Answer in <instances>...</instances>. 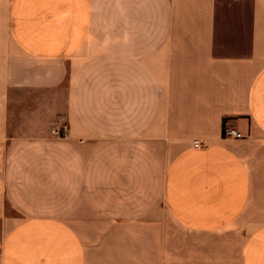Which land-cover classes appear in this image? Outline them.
Wrapping results in <instances>:
<instances>
[{"label": "crops", "instance_id": "0c3cea01", "mask_svg": "<svg viewBox=\"0 0 264 264\" xmlns=\"http://www.w3.org/2000/svg\"><path fill=\"white\" fill-rule=\"evenodd\" d=\"M3 144L0 264H264V0H0Z\"/></svg>", "mask_w": 264, "mask_h": 264}, {"label": "built area", "instance_id": "2783aa9c", "mask_svg": "<svg viewBox=\"0 0 264 264\" xmlns=\"http://www.w3.org/2000/svg\"><path fill=\"white\" fill-rule=\"evenodd\" d=\"M54 135L60 138H67L69 136V131L67 128H63V131L55 130ZM224 138L231 140H241L244 138V136L236 130H226L224 132ZM205 145V143L199 140H195L194 142V146L196 148H203Z\"/></svg>", "mask_w": 264, "mask_h": 264}, {"label": "rangeland", "instance_id": "374dc122", "mask_svg": "<svg viewBox=\"0 0 264 264\" xmlns=\"http://www.w3.org/2000/svg\"><path fill=\"white\" fill-rule=\"evenodd\" d=\"M10 146L3 144V149H0V182L2 179V174H3V165H4V159L6 156V153L8 151ZM11 214V211L9 210V215Z\"/></svg>", "mask_w": 264, "mask_h": 264}]
</instances>
